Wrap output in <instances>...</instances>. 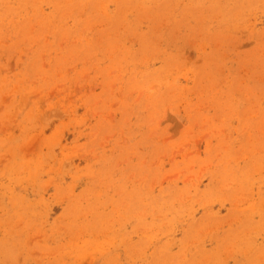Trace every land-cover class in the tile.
Instances as JSON below:
<instances>
[{
  "label": "rangeland",
  "instance_id": "obj_1",
  "mask_svg": "<svg viewBox=\"0 0 264 264\" xmlns=\"http://www.w3.org/2000/svg\"><path fill=\"white\" fill-rule=\"evenodd\" d=\"M0 264H264V0H0Z\"/></svg>",
  "mask_w": 264,
  "mask_h": 264
}]
</instances>
